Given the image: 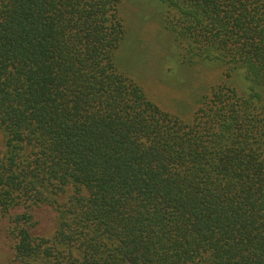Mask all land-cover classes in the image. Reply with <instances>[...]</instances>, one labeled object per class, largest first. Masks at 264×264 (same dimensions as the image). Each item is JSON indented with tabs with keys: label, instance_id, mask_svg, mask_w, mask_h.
I'll return each mask as SVG.
<instances>
[{
	"label": "trees",
	"instance_id": "16d2710c",
	"mask_svg": "<svg viewBox=\"0 0 264 264\" xmlns=\"http://www.w3.org/2000/svg\"><path fill=\"white\" fill-rule=\"evenodd\" d=\"M150 2L146 38L138 0H0V220L17 264H264V0ZM141 31L143 73L123 61ZM168 38L178 65L220 66L188 83L186 109L162 84L173 57L160 76L149 60ZM39 206L56 212L49 235Z\"/></svg>",
	"mask_w": 264,
	"mask_h": 264
},
{
	"label": "rangeland",
	"instance_id": "374dc122",
	"mask_svg": "<svg viewBox=\"0 0 264 264\" xmlns=\"http://www.w3.org/2000/svg\"><path fill=\"white\" fill-rule=\"evenodd\" d=\"M140 2L139 7H137V10L140 12L141 15H143L142 21L144 25L148 24L150 27L149 31H147V34H145L144 37L148 38L149 33L151 29H153V25L156 21V19L160 18V14L157 12V7L153 6V4L150 2V0H138ZM155 19L154 21H152ZM153 22V23H152ZM152 23V24H151ZM163 33V32H161ZM135 34V33H134ZM143 32L136 34L138 40H136V36L131 34L128 35V43L124 48V63L127 67H130L132 65L136 66L137 69L143 73V67L144 61H145V54L142 52L141 47L137 50V46L139 45V40L144 39ZM150 35H153V31L150 33ZM172 44L171 41L168 40L163 42L161 45H159L160 54L158 57H160V60L157 62L153 58H149L151 61V67H153L154 72L160 76L161 75V62H165L166 57H173L172 60L169 58L168 60L173 64L172 66L169 65L167 61V68H166V75L163 76V83L165 84L166 91L165 93H168L170 95H173L170 93V91H175V96L181 97L178 101L179 107H182L186 109L185 102H188V96L191 95L189 91H186V88L188 87V83L190 81L196 82L197 78H200L203 73H206L207 77H211L218 73L219 67L218 64L213 63H201L196 64L192 66H186V65H178V62L175 60V55L172 53ZM140 51V52H139ZM121 63V60H120ZM164 66V65H163ZM162 66V67H163ZM175 66V67H174ZM137 73V72H136ZM139 77L142 78L140 74L137 73ZM162 78V77H161ZM150 80H152V72L150 75ZM238 84H242L239 80H237ZM189 88V87H188ZM174 97V95H173ZM190 104L192 102V98H190ZM172 100V99H170ZM185 100V101H184ZM173 104V103H172ZM173 104V105H176ZM189 104L187 105V107ZM0 148H4V138L2 134L0 133ZM32 213L35 216V219L37 220V226L33 229L35 234L39 235H49L54 232L56 227V220L57 215L56 212L49 206H39L32 209ZM0 264H17L14 260L13 252L9 244L8 237L6 235V224L4 221L0 220Z\"/></svg>",
	"mask_w": 264,
	"mask_h": 264
}]
</instances>
